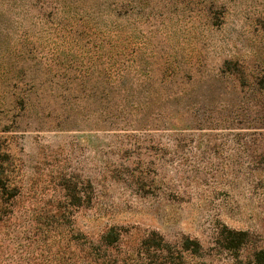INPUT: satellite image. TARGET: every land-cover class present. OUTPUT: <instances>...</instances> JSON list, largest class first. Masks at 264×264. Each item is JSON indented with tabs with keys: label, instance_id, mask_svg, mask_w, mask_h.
<instances>
[{
	"label": "rangeland",
	"instance_id": "obj_1",
	"mask_svg": "<svg viewBox=\"0 0 264 264\" xmlns=\"http://www.w3.org/2000/svg\"><path fill=\"white\" fill-rule=\"evenodd\" d=\"M261 251L264 0H0V264Z\"/></svg>",
	"mask_w": 264,
	"mask_h": 264
},
{
	"label": "trees",
	"instance_id": "obj_2",
	"mask_svg": "<svg viewBox=\"0 0 264 264\" xmlns=\"http://www.w3.org/2000/svg\"><path fill=\"white\" fill-rule=\"evenodd\" d=\"M239 235H245L244 233H241V234H239ZM234 241H236L235 239H232L231 240V242L233 243ZM264 256V251H261L260 253H258V257H259V259H261V257H263ZM261 263H263L264 264V262H261Z\"/></svg>",
	"mask_w": 264,
	"mask_h": 264
}]
</instances>
